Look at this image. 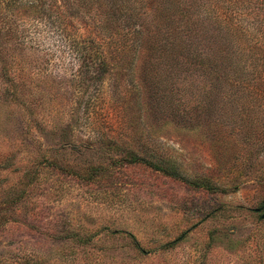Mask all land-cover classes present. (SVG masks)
Returning <instances> with one entry per match:
<instances>
[{"label": "rangeland", "instance_id": "374dc122", "mask_svg": "<svg viewBox=\"0 0 264 264\" xmlns=\"http://www.w3.org/2000/svg\"><path fill=\"white\" fill-rule=\"evenodd\" d=\"M46 1L40 11L0 0V264H264V0L233 25L240 90L207 97L184 93L176 61L140 57L103 0H72L66 27L107 59L88 77L60 39L59 2ZM204 1L219 17L238 7ZM197 44L213 58L214 45ZM156 86L159 99L143 100ZM201 100L207 123L187 131L181 110ZM130 150L219 189L130 162Z\"/></svg>", "mask_w": 264, "mask_h": 264}, {"label": "trees", "instance_id": "16d2710c", "mask_svg": "<svg viewBox=\"0 0 264 264\" xmlns=\"http://www.w3.org/2000/svg\"><path fill=\"white\" fill-rule=\"evenodd\" d=\"M242 1L241 4L240 0H233L232 3L238 7L230 9V6H227L226 10L220 13V17L218 16L219 9L212 10L204 0H155L149 5L150 9L147 11L146 9L131 10L129 0H103V6L108 18L117 15L124 22L123 27L126 33L137 39V42L132 44L136 45L140 57H144L147 62L151 63L155 61L162 63L167 59L176 61L180 64L181 71L179 73L183 81L186 80L184 84L187 85L188 90H185L184 93H192L195 90L204 93V96L207 97L211 93L220 95L222 89L230 95L233 90H240L241 80L232 76V56L239 51L243 55V51L234 48L237 32L232 29L240 19L237 16L238 13L248 14V11L245 10L251 7L252 0ZM16 2L26 4L25 6L28 8L36 7L40 11H45L48 8L46 0H7L11 6ZM58 2L60 13L57 15V27L60 39L76 53L75 57L84 64L85 68L82 72L90 78L106 72L105 61L107 59L99 49L95 48L100 47L97 39L89 36L88 43H85L86 40L70 33L64 23L66 20L64 13H68L69 5L73 1L57 0ZM88 2L90 6L99 3L102 7V0H88ZM204 6H207V9L203 8ZM202 14L205 17L202 18ZM102 21L101 14L99 22ZM234 30L238 31L236 28ZM198 39L206 40L207 46L214 45L213 58L208 53L197 51ZM102 66L104 69L101 68ZM170 88L175 91L179 85L173 82ZM159 93L157 86L154 89L151 88L147 94H144L143 100L151 103V98L159 99ZM209 109L207 101L201 100L196 105L187 103L181 110L182 116L178 118V123L187 131L199 130L207 123L204 113ZM127 155L130 162L149 164L170 177L185 179L190 186L208 190L219 189L212 185L209 179L184 177L178 166L170 162L169 159L155 161L135 150L128 151ZM257 209L264 210V201ZM131 236L134 238L133 235ZM135 243L139 246L136 241ZM177 243L178 240L167 242L164 248H171Z\"/></svg>", "mask_w": 264, "mask_h": 264}, {"label": "water", "instance_id": "95a60500", "mask_svg": "<svg viewBox=\"0 0 264 264\" xmlns=\"http://www.w3.org/2000/svg\"><path fill=\"white\" fill-rule=\"evenodd\" d=\"M258 211H260V209H257ZM263 218H264V213H263Z\"/></svg>", "mask_w": 264, "mask_h": 264}]
</instances>
